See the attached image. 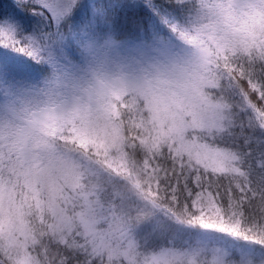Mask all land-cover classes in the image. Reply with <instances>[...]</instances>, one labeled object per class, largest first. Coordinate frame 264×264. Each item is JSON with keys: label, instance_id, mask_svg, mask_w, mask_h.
Here are the masks:
<instances>
[{"label": "snow or ice", "instance_id": "obj_1", "mask_svg": "<svg viewBox=\"0 0 264 264\" xmlns=\"http://www.w3.org/2000/svg\"><path fill=\"white\" fill-rule=\"evenodd\" d=\"M117 6L0 12V48L45 73L0 80V264H243L264 250V0H143L127 34Z\"/></svg>", "mask_w": 264, "mask_h": 264}, {"label": "trees", "instance_id": "obj_2", "mask_svg": "<svg viewBox=\"0 0 264 264\" xmlns=\"http://www.w3.org/2000/svg\"><path fill=\"white\" fill-rule=\"evenodd\" d=\"M16 2L17 0H0V12L19 11L15 9ZM82 2L84 7L79 11H84L85 14L82 17L91 14L89 9L92 3L121 5V7L117 6L113 10L114 28L118 33H135L136 28L127 21L137 19L146 23L148 16V11L143 6V0H82ZM156 2L158 3L159 0ZM79 12H77L78 15H81ZM20 15L28 17L31 22L35 23V17L29 16L27 12H21ZM78 15L76 14V16ZM76 16L74 19L79 20L80 18ZM44 75L41 66L36 65L28 57L15 51L0 48V80L15 84L42 79Z\"/></svg>", "mask_w": 264, "mask_h": 264}, {"label": "clouds", "instance_id": "obj_3", "mask_svg": "<svg viewBox=\"0 0 264 264\" xmlns=\"http://www.w3.org/2000/svg\"><path fill=\"white\" fill-rule=\"evenodd\" d=\"M43 79V78H42ZM29 83V82H22ZM242 247L247 248L248 246H244L243 241L237 242ZM226 264H242L240 258L234 257L226 261ZM243 264H264V250L260 252L252 251L249 255L244 258Z\"/></svg>", "mask_w": 264, "mask_h": 264}, {"label": "rangeland", "instance_id": "obj_4", "mask_svg": "<svg viewBox=\"0 0 264 264\" xmlns=\"http://www.w3.org/2000/svg\"><path fill=\"white\" fill-rule=\"evenodd\" d=\"M84 11H82V12H79L81 15H78V13H76L78 16H76V17H79V18H82V16L85 14V13H83Z\"/></svg>", "mask_w": 264, "mask_h": 264}]
</instances>
